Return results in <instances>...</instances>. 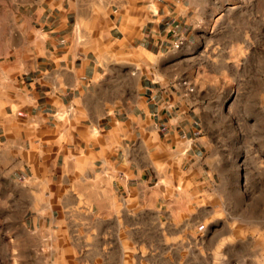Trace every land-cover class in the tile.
Masks as SVG:
<instances>
[{
  "label": "crops",
  "instance_id": "1",
  "mask_svg": "<svg viewBox=\"0 0 264 264\" xmlns=\"http://www.w3.org/2000/svg\"><path fill=\"white\" fill-rule=\"evenodd\" d=\"M6 3L5 17L21 18L10 32L23 34L24 46L0 70L5 223L18 216L22 229L52 244L51 257L65 242L72 264H126L135 257L126 247L140 251L146 241L143 214L152 211L162 231L183 226L211 177L199 95L161 64H189L186 55L207 38L251 33L231 21L245 7L241 0ZM176 30L186 39L181 57L166 59Z\"/></svg>",
  "mask_w": 264,
  "mask_h": 264
},
{
  "label": "rangeland",
  "instance_id": "2",
  "mask_svg": "<svg viewBox=\"0 0 264 264\" xmlns=\"http://www.w3.org/2000/svg\"><path fill=\"white\" fill-rule=\"evenodd\" d=\"M241 4L245 14L239 11L231 21L238 30L249 26L251 33L207 38L208 44L186 55L189 64H161L199 95L211 139L206 156L211 177L183 226L163 228L170 233L166 240H158L164 232L156 215L143 214L140 236L146 241L140 251L126 247V256L135 253L126 264H264V0ZM6 5L0 0V70L7 58L19 55L16 47L24 38L10 32V22L21 18H6ZM178 37L166 59L181 57L186 39L175 47ZM51 245L22 229L16 215L7 226L0 210V264H72L70 243L55 244L53 257L47 252Z\"/></svg>",
  "mask_w": 264,
  "mask_h": 264
},
{
  "label": "built area",
  "instance_id": "3",
  "mask_svg": "<svg viewBox=\"0 0 264 264\" xmlns=\"http://www.w3.org/2000/svg\"><path fill=\"white\" fill-rule=\"evenodd\" d=\"M174 32H175L174 34H176V37L179 36V35H177V33H178L177 30L174 31ZM179 38H180V39H179ZM183 42H184V39L181 38V37L179 36L178 39H176V40L174 41V46H175V47H180V46L183 44Z\"/></svg>",
  "mask_w": 264,
  "mask_h": 264
}]
</instances>
